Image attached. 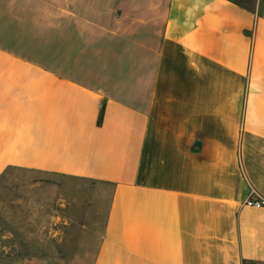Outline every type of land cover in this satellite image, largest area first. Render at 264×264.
<instances>
[{"label":"crops","instance_id":"0c3cea01","mask_svg":"<svg viewBox=\"0 0 264 264\" xmlns=\"http://www.w3.org/2000/svg\"><path fill=\"white\" fill-rule=\"evenodd\" d=\"M239 1L0 0V178L99 186L90 264H264V0Z\"/></svg>","mask_w":264,"mask_h":264},{"label":"rangeland","instance_id":"374dc122","mask_svg":"<svg viewBox=\"0 0 264 264\" xmlns=\"http://www.w3.org/2000/svg\"><path fill=\"white\" fill-rule=\"evenodd\" d=\"M99 188L8 170L0 178V264H90L105 205L92 194Z\"/></svg>","mask_w":264,"mask_h":264},{"label":"built area","instance_id":"2783aa9c","mask_svg":"<svg viewBox=\"0 0 264 264\" xmlns=\"http://www.w3.org/2000/svg\"><path fill=\"white\" fill-rule=\"evenodd\" d=\"M250 194L252 196L255 195V198L246 199L243 203L245 206L259 208L264 204L263 199L257 196L253 191H251Z\"/></svg>","mask_w":264,"mask_h":264},{"label":"trees","instance_id":"16d2710c","mask_svg":"<svg viewBox=\"0 0 264 264\" xmlns=\"http://www.w3.org/2000/svg\"><path fill=\"white\" fill-rule=\"evenodd\" d=\"M229 1H231V2H233V3H235V4H239V3H240L239 0H229Z\"/></svg>","mask_w":264,"mask_h":264}]
</instances>
